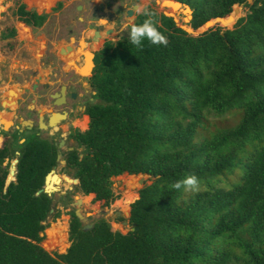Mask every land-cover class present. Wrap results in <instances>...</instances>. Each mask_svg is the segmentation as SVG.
I'll return each mask as SVG.
<instances>
[{
	"label": "trees",
	"instance_id": "trees-1",
	"mask_svg": "<svg viewBox=\"0 0 264 264\" xmlns=\"http://www.w3.org/2000/svg\"><path fill=\"white\" fill-rule=\"evenodd\" d=\"M173 1L190 8L192 33L149 7L167 46L137 48L129 35L107 41L92 78L99 102L74 137L84 152L67 156L73 175L64 181L104 208L118 199L113 178H151L130 205V231L101 219L84 232L72 211L70 247L48 253L53 200L38 193L56 148L36 136L13 139L0 148V264H264V0ZM18 16L44 18L25 6ZM144 19L140 11L134 23ZM14 158L6 185L4 163ZM188 175L198 192L173 187Z\"/></svg>",
	"mask_w": 264,
	"mask_h": 264
},
{
	"label": "flooded vegetation",
	"instance_id": "flooded-vegetation-1",
	"mask_svg": "<svg viewBox=\"0 0 264 264\" xmlns=\"http://www.w3.org/2000/svg\"><path fill=\"white\" fill-rule=\"evenodd\" d=\"M86 5L76 7V11L84 15L82 18L55 17L59 13L54 14L53 10L58 5L48 14L20 4L16 7L15 20L6 22L0 19V42L8 45L9 52L17 41L22 40V33L29 34L31 39L37 35L43 41L37 51L39 65L30 68L31 74L25 80L21 93L8 88L10 80L0 83V148L13 139L18 144H23L32 136L48 140L57 152L54 169L61 163L67 167V156L74 150L82 156L84 149L77 145L74 137L77 132L88 130L81 128L84 121L90 122L86 111L99 102L92 78L97 69L98 53L112 31L106 28V10L93 6L89 10ZM21 6L44 18L31 23L23 22L18 16ZM107 8L115 17L119 15L118 8ZM133 8L126 11L127 17H131L128 16L129 11L134 14ZM12 160L6 161L10 163Z\"/></svg>",
	"mask_w": 264,
	"mask_h": 264
},
{
	"label": "rangeland",
	"instance_id": "rangeland-1",
	"mask_svg": "<svg viewBox=\"0 0 264 264\" xmlns=\"http://www.w3.org/2000/svg\"><path fill=\"white\" fill-rule=\"evenodd\" d=\"M163 1L165 0H0V19L6 22L15 20L16 7L20 4H24L27 9H34L39 13L42 11L48 14L54 6L58 5V7L53 10L54 14L57 12L59 13L55 17L82 18L84 15L76 11V7L87 4L89 10L92 9V6L106 10V13H104V17L108 19L106 28L108 31H112V34L107 35L106 41L115 43L129 35L127 31L121 32L119 30L121 24L128 22L129 18H131V22L134 23L141 9L151 7L159 13L167 16L173 15L171 17L174 18L178 25L187 32L192 33V31L185 26L187 23L184 22L185 18L188 19V14L174 13L172 9L162 6ZM252 1L253 0H249V4H251ZM109 6L114 9H119V15L117 17L108 12L109 9H106V7ZM133 6H138V9L134 10L133 16L127 17L125 14L126 11L132 9ZM234 9H238L239 12H234L233 10V13L240 14L239 19L246 17L248 14L247 8L236 6ZM85 15L87 16V14ZM51 16L52 15H50V17ZM103 22L105 24V20ZM222 28L228 29L225 27ZM22 34V40H19L14 44V49L11 52L8 51L9 47L5 42H0V83L1 81L10 80L8 88L12 87L11 90L13 91L19 90L17 93H21L23 89L22 86L25 85V80L31 74L30 68L39 65L40 55L37 51L40 44L43 42H41L37 35L33 36V39H31L28 37L29 34ZM25 37L26 39H23ZM94 47L96 48L97 46L94 45ZM15 99H17V97ZM11 105H13V103ZM88 126L89 124L87 120V122L84 121V123H82L81 128L82 130H85L88 129ZM14 163L15 160H12L9 163V175L6 179V185L15 181L17 170L15 171V175H11V171L14 169ZM4 165H7V161H5ZM52 171L62 178L59 188L51 195L53 208L51 216L47 221V229L44 232L45 238L42 242V247L52 255L65 254L70 247L68 241L69 221L70 213L75 211V208L73 207L75 202L82 200V205L79 210L85 217H87V223L95 224L99 220L104 219L110 223L113 232L118 231L122 234H127L131 229L128 222L130 205L139 198V191L150 185L152 182L151 178L145 177L144 175H138L134 178L126 176L113 178V191L118 199L111 204L110 207L104 208L100 203L94 202L93 195V198L90 201H86V196L78 192L77 185L67 184L64 181L65 178L72 179L73 171L68 170L63 163H61L60 167ZM130 184H134V187H131ZM126 205L128 206V211L125 209ZM57 213H59V217L54 220V216ZM53 226L55 231H57L54 240L47 235V230L51 229ZM53 241L56 245H53ZM46 243H49L54 250L47 249L45 247ZM64 245H67V247H64Z\"/></svg>",
	"mask_w": 264,
	"mask_h": 264
},
{
	"label": "clouds",
	"instance_id": "clouds-1",
	"mask_svg": "<svg viewBox=\"0 0 264 264\" xmlns=\"http://www.w3.org/2000/svg\"><path fill=\"white\" fill-rule=\"evenodd\" d=\"M145 17L142 23H132L131 18L128 22L121 24L119 30L127 31L130 36V43L137 48H142L145 41L154 46H167L168 38L158 28L153 18V13L148 8L140 10ZM176 190L183 189L185 192H198L200 182L197 176L188 175L184 179L173 184Z\"/></svg>",
	"mask_w": 264,
	"mask_h": 264
},
{
	"label": "water",
	"instance_id": "water-1",
	"mask_svg": "<svg viewBox=\"0 0 264 264\" xmlns=\"http://www.w3.org/2000/svg\"><path fill=\"white\" fill-rule=\"evenodd\" d=\"M165 7L166 8H170V9H172V11L174 12V13H176V14H179V13H184V15H186L185 13H188L189 15H188V19H184V22L185 23H189V21H190V19H191V10H190V8L189 7H184V6H182L179 2H176V1H173V0H165ZM134 10L135 9H138V6H134V8H133ZM234 12H238V9H234ZM133 15V11H129L128 12V16H132ZM171 17V16H170ZM222 20H224V19H219V20H217L218 22H221ZM17 164H18V160H15V163H14V169L11 171V175H15V171L17 170ZM55 170V169H54ZM55 172L54 171H51L47 176H46V178H45V184H44V188H43V190H41L38 194H40V193H45V194H47L49 197H51V195H52V193L54 192V191H52L51 189H50V187H51V181H49L48 179H49V176L51 175V174H54ZM55 176V175H54ZM145 177H149V176H147V175H144ZM52 189H55V187L53 186V188ZM82 205V200H78L77 202H75L74 204H73V207L75 208V211H74V213H75V216H76V218L83 224V228H82V230L84 231V232H87V231H90V230H92L93 229V227H94V223H87V221H88V219H87V217H85L81 212H80V206ZM52 212V211H51Z\"/></svg>",
	"mask_w": 264,
	"mask_h": 264
},
{
	"label": "bare ground",
	"instance_id": "bare-ground-1",
	"mask_svg": "<svg viewBox=\"0 0 264 264\" xmlns=\"http://www.w3.org/2000/svg\"><path fill=\"white\" fill-rule=\"evenodd\" d=\"M186 14H188V13H186ZM188 15H189V14H188ZM88 62H89V61H88ZM89 63H90V62H89ZM54 175H55V176H54ZM48 180L51 181V187H50V189H51L52 191H56V190L59 188L60 183L62 182L61 178H60L56 173L51 174V175L49 176V179H48ZM53 186L55 187V189H52Z\"/></svg>",
	"mask_w": 264,
	"mask_h": 264
}]
</instances>
